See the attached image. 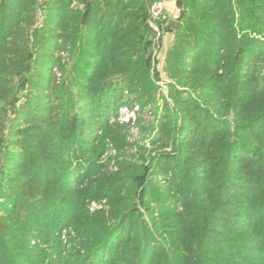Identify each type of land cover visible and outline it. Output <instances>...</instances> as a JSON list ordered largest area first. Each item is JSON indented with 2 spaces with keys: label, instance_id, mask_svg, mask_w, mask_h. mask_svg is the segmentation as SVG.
<instances>
[{
  "label": "trees",
  "instance_id": "1",
  "mask_svg": "<svg viewBox=\"0 0 264 264\" xmlns=\"http://www.w3.org/2000/svg\"><path fill=\"white\" fill-rule=\"evenodd\" d=\"M153 2L0 0V264H264V0H176L171 101L129 144Z\"/></svg>",
  "mask_w": 264,
  "mask_h": 264
},
{
  "label": "rangeland",
  "instance_id": "2",
  "mask_svg": "<svg viewBox=\"0 0 264 264\" xmlns=\"http://www.w3.org/2000/svg\"><path fill=\"white\" fill-rule=\"evenodd\" d=\"M43 9L41 8L40 10L37 11V16H38V22L39 24L41 23L43 19ZM177 15V13L175 14ZM175 15L167 12V17H168V24L170 23L171 20L175 19ZM161 36L159 39H157L156 36V41L153 46V50L151 52L152 56V65L153 69H155L154 72H152V76L154 75V83L155 88H143L147 93L144 94V92L139 89V93L142 95V97H145V100H142L141 97H138L137 92H132L133 86L131 88L127 87L124 88L123 91H121L120 94H117L116 97V105H117V112L115 114H112V116L109 119V122L111 125L114 127H124V134L126 135V141L130 143H135L139 138L141 137V125H147L149 121L151 122V119H154V105L152 103H147V99H150L151 97L156 98V102H158L159 107L163 106V103H165V99L168 101H171L169 97V89H170V84L175 83L173 80H171L167 73L165 72V63L168 55V50L169 48L175 43V34L167 29H164L161 32ZM56 57L60 59L62 64H65L69 68V65L72 64V58L70 56V53L67 51H57ZM54 80H57L58 82H61L63 80V71L59 69V67H56L54 69ZM158 74V76L156 75ZM119 89L121 86H118ZM26 89H29V84H27ZM147 96V97H146ZM26 94L21 93V95L18 97L19 101L17 103V108L20 110L18 106H21L22 104L24 105L26 102ZM141 99V100H140ZM161 105V106H160ZM161 109V108H160ZM7 115H11V112L7 113ZM99 132L101 130L99 129ZM7 144L5 142L0 141V151L1 149L6 150L7 149ZM99 149V143L96 146ZM2 150V151H4ZM106 150L102 151L101 154L103 155L100 157V160H98V163L103 164L101 171L107 170V169H114V162L108 164V158H115L117 157L116 155L118 154L116 150L109 149L105 152ZM100 154V155H101ZM14 153H11V156H13ZM94 154H91V156ZM4 163V162H3ZM0 164H2V160L0 159ZM107 165V166H106ZM117 170V167L115 166V169ZM161 180V179H160ZM104 202H97L93 201L90 204L91 209H96L101 206H103ZM71 231V230H70ZM67 229H64V234L62 236L63 240H68L69 238V233ZM72 234V233H71ZM33 243V242H32Z\"/></svg>",
  "mask_w": 264,
  "mask_h": 264
},
{
  "label": "built area",
  "instance_id": "3",
  "mask_svg": "<svg viewBox=\"0 0 264 264\" xmlns=\"http://www.w3.org/2000/svg\"><path fill=\"white\" fill-rule=\"evenodd\" d=\"M167 19V7L165 0H154L150 8V15L148 23L150 27L155 31L157 39L161 36V32L168 25Z\"/></svg>",
  "mask_w": 264,
  "mask_h": 264
},
{
  "label": "crops",
  "instance_id": "4",
  "mask_svg": "<svg viewBox=\"0 0 264 264\" xmlns=\"http://www.w3.org/2000/svg\"><path fill=\"white\" fill-rule=\"evenodd\" d=\"M165 1H166L167 12L169 11L170 15L171 14L175 15L176 13L178 15L179 8L177 6L176 0H165ZM177 15H175V17H177Z\"/></svg>",
  "mask_w": 264,
  "mask_h": 264
},
{
  "label": "water",
  "instance_id": "5",
  "mask_svg": "<svg viewBox=\"0 0 264 264\" xmlns=\"http://www.w3.org/2000/svg\"><path fill=\"white\" fill-rule=\"evenodd\" d=\"M170 25H177V22L176 21H172L171 23H170Z\"/></svg>",
  "mask_w": 264,
  "mask_h": 264
}]
</instances>
